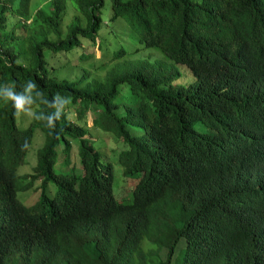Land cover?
Wrapping results in <instances>:
<instances>
[{
	"label": "trees",
	"instance_id": "trees-1",
	"mask_svg": "<svg viewBox=\"0 0 264 264\" xmlns=\"http://www.w3.org/2000/svg\"><path fill=\"white\" fill-rule=\"evenodd\" d=\"M71 2L62 32L66 0L33 10L0 0V93L36 84L26 126L0 99V264H264V0H110L109 19L123 18L135 49L160 56L114 60L126 53L119 46L105 52L114 61L102 76L84 68L58 78L81 37L100 46L103 0ZM87 110L120 138L115 161L130 196L113 192L112 163L77 122ZM36 127L43 143L17 182L14 164ZM72 140L82 172L55 171ZM36 179L40 210L30 212L16 191Z\"/></svg>",
	"mask_w": 264,
	"mask_h": 264
},
{
	"label": "rangeland",
	"instance_id": "rangeland-1",
	"mask_svg": "<svg viewBox=\"0 0 264 264\" xmlns=\"http://www.w3.org/2000/svg\"><path fill=\"white\" fill-rule=\"evenodd\" d=\"M47 0H29V10H33L35 7L43 5ZM75 11L71 0H66V8L62 19L60 21V30L64 32L66 28V23L70 20L73 12ZM7 14L6 28L9 29L13 27V23L16 20L14 15L9 12ZM110 16V0H103V5L100 8L101 23L97 31V36L99 38V48L95 45L89 43V40L85 37H81L80 45L73 48L70 52L65 55L69 56V63L65 65H60L55 75L60 77L74 78L78 76L84 68L88 69L90 76H102L114 60L121 59H131L134 57H144L146 54L149 57L160 56L159 52L155 50V47H143L135 49L137 47L138 41L136 37L129 31L127 27L123 24L125 23L123 18L116 17L112 20L109 19ZM127 32H129L127 34ZM135 37H133V36ZM119 46L125 48L126 53L122 57H118L114 60H110V55L105 52H109ZM83 52L91 54L89 57L82 59L79 58L78 52L80 50ZM48 51H44V56L49 60V62L56 64L62 61L63 54H55L53 56L48 55ZM103 62V64L98 66V63ZM185 76V80H189L187 75V70L180 67ZM31 110V115L28 113H22L21 117L14 118V124L19 127L26 126L31 119L33 107H26ZM96 115L95 112L86 111L81 119H77V122L82 124V126L88 128L85 136H90L91 143L94 149H96L100 155V158L109 160L113 166V182L112 189L113 192L119 191L123 197H127L132 186V181L129 177L122 174V166L115 161V153L121 147L122 143L120 138H118L112 131H103L99 126L92 125V119ZM67 117L69 119L75 120L74 109L72 107L67 110ZM131 132L138 133V129L129 128ZM43 132L39 128H34L31 136L30 144L21 162L14 164V169L17 175V182H21L20 175L26 172L32 171V166L36 161L37 149L43 143ZM72 152L69 162H64L62 160V154L57 150V156L53 168L55 171H73L82 172V167L79 161V154L76 149L75 141L72 140ZM74 150V151H73ZM128 179V180H127ZM40 180L36 179L32 186L26 189H18L16 191L17 199L26 206L30 212H37L40 210L39 198H40ZM122 185L124 186L122 189ZM117 188V189H116ZM47 194H51L55 187L51 181L47 182ZM121 189V191H120ZM130 196V194H129Z\"/></svg>",
	"mask_w": 264,
	"mask_h": 264
},
{
	"label": "clouds",
	"instance_id": "clouds-1",
	"mask_svg": "<svg viewBox=\"0 0 264 264\" xmlns=\"http://www.w3.org/2000/svg\"><path fill=\"white\" fill-rule=\"evenodd\" d=\"M28 84V87L24 89L23 92H17L14 87H7L3 90L2 93H0V99H2L5 103L11 102L12 107L14 108V115L19 118L21 117L22 113H28L31 115V110L29 108H26V105L31 104V98H30V92L33 88L36 87L35 82L28 81L26 82ZM59 94H57L55 97H58ZM54 97V98H55ZM65 99L69 102L70 98L65 97ZM59 114H57L56 119H59ZM49 127L53 126L52 123V117L49 116ZM27 142L23 145V148H28Z\"/></svg>",
	"mask_w": 264,
	"mask_h": 264
}]
</instances>
